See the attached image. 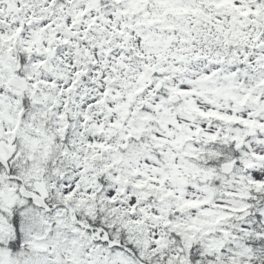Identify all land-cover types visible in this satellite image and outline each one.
Segmentation results:
<instances>
[{"label": "snow or ice", "instance_id": "6c2138e0", "mask_svg": "<svg viewBox=\"0 0 264 264\" xmlns=\"http://www.w3.org/2000/svg\"><path fill=\"white\" fill-rule=\"evenodd\" d=\"M0 264H264V0H0Z\"/></svg>", "mask_w": 264, "mask_h": 264}]
</instances>
